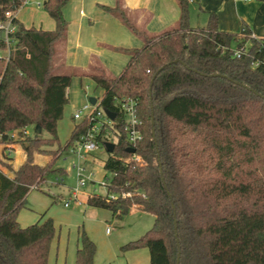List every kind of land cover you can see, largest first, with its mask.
<instances>
[{
  "label": "trees",
  "instance_id": "obj_1",
  "mask_svg": "<svg viewBox=\"0 0 264 264\" xmlns=\"http://www.w3.org/2000/svg\"><path fill=\"white\" fill-rule=\"evenodd\" d=\"M22 1L0 0V20ZM68 1H44L52 30L16 19L10 53L0 58V144L26 154L17 169L8 165L11 175L0 170V264H48L53 219L22 227L18 214L33 185L39 189L48 173L63 172L53 167L60 151L91 125L73 115L66 144L46 148L60 143L58 122L69 102L72 75L57 74L54 63L55 46L67 34ZM178 2L180 18L169 30L149 35L129 23L144 43L117 48L129 55L119 76L92 66L89 75L103 90L100 105L117 116L109 125L115 147L104 160L111 182L87 204L118 218L132 210L152 214L151 228L121 246L147 247L151 264H264V38L252 37L246 26L241 35L220 30L214 12L205 27L193 28L189 1ZM106 9L127 20L120 5ZM6 48L0 41V51ZM123 97L137 102L141 121L135 156L114 102ZM98 140L103 147L110 141L107 129ZM36 153L52 156L40 165ZM95 253L82 230L76 264H94Z\"/></svg>",
  "mask_w": 264,
  "mask_h": 264
},
{
  "label": "crops",
  "instance_id": "obj_2",
  "mask_svg": "<svg viewBox=\"0 0 264 264\" xmlns=\"http://www.w3.org/2000/svg\"><path fill=\"white\" fill-rule=\"evenodd\" d=\"M42 1L44 2L45 0ZM188 1L189 19L193 28L205 27L209 21L210 12H214L218 17L220 30L241 35L244 26H246L250 30L252 37L264 38V0ZM117 5L121 6L127 20H124V18L114 11L106 9V7L115 8ZM63 13L68 21V27L66 38L59 41L55 46L54 63L57 66L56 73L70 74L72 78L78 76L82 80L84 78H91L89 74L92 72V66L94 65L103 67L111 76H119L121 74L128 62L129 55L117 48H139L144 43L143 37L136 34L130 28L129 23L149 35L158 34L176 26L181 11L178 0H69L63 7ZM16 16L27 27L34 26L45 30H52L55 27V21L45 10H41L40 6L35 4L21 8L18 10ZM102 43H109L114 46ZM73 45L84 48L81 50V60L79 62L70 60ZM100 47H105L112 53L116 51L126 57V63L120 71L108 64L107 54ZM111 47L116 50L111 49ZM68 96L70 99L69 88ZM33 129L35 131V128ZM11 152L10 162L13 168L17 169L25 160L26 154L18 145H2V154L7 155ZM15 152H23L24 154V159L20 164H15ZM38 154L40 153L34 155V162L44 165L43 161L36 159V155ZM0 170L8 175L12 174L10 170L6 172V169L3 167H0ZM34 189H31L28 193L30 198L24 207L39 212L45 209L49 203V199L36 195L32 196L31 191ZM90 194L84 196L79 194L81 203L74 204L78 206L87 205L90 210L86 209L85 214L93 216L97 211L94 209L96 207L87 204V197ZM76 213V216H79V212ZM45 214H41L40 218L34 221L37 218L36 216H27V214H24L20 210L18 220L22 227H27L35 223L44 222L46 220L44 219ZM74 214L75 212L71 211L65 218L70 219ZM129 215L127 222H125V227H122L121 230L114 234L112 228L110 232L106 230V246L101 247L97 245L94 264H151L150 252L147 247L121 251V246L139 238L150 229L154 222V216L138 210H132ZM113 217L115 216L113 215ZM82 218L85 217L82 215ZM98 222L104 227L105 223L102 220H98ZM108 226L107 224L106 227ZM90 236L94 238L93 235ZM79 246L80 233L78 234L77 249ZM66 263V260H64L60 261L59 264ZM48 264H51L49 263V258Z\"/></svg>",
  "mask_w": 264,
  "mask_h": 264
},
{
  "label": "rangeland",
  "instance_id": "obj_3",
  "mask_svg": "<svg viewBox=\"0 0 264 264\" xmlns=\"http://www.w3.org/2000/svg\"><path fill=\"white\" fill-rule=\"evenodd\" d=\"M40 8L41 10H44L43 4L40 6ZM102 44L114 46L109 43ZM76 45H73V52L70 60L79 62L81 60V50H83L84 48L77 47ZM100 49L105 50V53L107 54L108 64L115 69H119L120 71L123 65H125L126 63V57L116 51L112 53L105 47H100ZM111 49L115 48L111 47ZM102 93L103 90L99 87H96L93 79L84 78L80 80L78 76H74L72 78L69 87V95L71 96V98L69 99V102L65 107L64 114L61 120L58 122L57 127V133L60 143H56L46 147L48 150H57L59 146H64L66 144L67 140L71 136L72 127L74 124V112L81 108V106H83L85 103L89 102L91 97L99 98L102 96ZM112 124L113 122L111 123V125ZM33 132V127H30L29 133ZM42 135L48 136L46 132H42ZM109 139L110 142L116 141V136L113 131H111V133L109 134ZM1 148L2 145L0 144V167L6 169L7 172L9 171V169L7 168L8 165L12 166L10 162L12 152L8 153L7 155L2 154ZM60 153L61 154L55 160L53 167L55 169H63V172L48 173L43 184L39 185L40 188L31 191L32 196L36 195L41 196L42 198H48V205L44 210L39 212L30 210L26 207H23L21 210L24 214H27V216H36L37 218L34 221H37L43 213H46L44 219H53L56 233L50 247L49 263L59 264L60 261L66 260V264H76V246L78 241V234L82 230H84L86 234L94 241L96 247L97 245L104 247L106 246L107 241V228H112L114 234L115 232L121 230L122 227H125V222H127V219L130 215L128 214L122 219H117L116 217H113L110 210L96 207L94 209L97 211V213L91 216V214H85L86 209L90 210L87 205L78 206L77 204H74L75 202H72L70 206H65V202L68 198H70V192L78 185L77 170L75 165L79 164L84 167L85 175L89 176L90 178L87 183L79 187V194L82 196L90 193L105 194L106 189L100 183L103 182L106 178H110L112 174L104 167V160L107 158L108 152L103 146H100L97 150L86 154L84 158L78 157L70 147L66 150L60 151ZM51 156V153H40L36 155V159H38L39 161H43V163L45 164L51 158ZM14 158L15 164H20L24 159L23 152H15ZM29 198L30 197L28 196L27 201L29 200ZM71 211L75 212V214L70 219H66L65 216ZM76 212H79V216H76ZM82 215L85 218H82ZM97 219L102 220L105 223L104 227L101 226ZM107 224L109 225L108 227H106ZM90 235H93L95 239ZM57 258L59 259L57 260Z\"/></svg>",
  "mask_w": 264,
  "mask_h": 264
},
{
  "label": "built area",
  "instance_id": "obj_4",
  "mask_svg": "<svg viewBox=\"0 0 264 264\" xmlns=\"http://www.w3.org/2000/svg\"><path fill=\"white\" fill-rule=\"evenodd\" d=\"M44 3V2H43ZM42 0H23L20 6L16 10H11L6 12V17L3 20H0V41H4L7 45L6 50L0 51V58L7 57L10 53V44L12 40V34H14L17 29L18 25L16 22L17 19V12L21 8L28 6L30 4H35L37 6H41ZM241 52L237 51L239 55ZM259 60L254 62V65H257ZM115 105L119 109L121 115L123 116L124 120V131L126 133V138L129 143V147H134L133 144L137 143L139 140L142 139L143 134L140 128L141 121L138 116L137 111V102L131 98H115L114 100ZM101 99L97 98L95 104H92L90 101L87 102L84 106L79 108L75 111L74 117L77 120L86 119L88 120L91 125L88 129L82 132L75 140L73 145L70 147L72 148L73 152L77 154L78 157L84 158L86 154H89L95 150H97L102 144L98 140V135L101 131L105 128L107 129V134L111 133V129L109 125L113 122L107 114L106 111L100 105ZM117 116V113H116ZM110 142V141H106ZM135 156V153L132 154ZM77 170V187L71 191L70 198L67 199L65 202V206H69L72 202L81 203L79 198V187L84 185L90 179L89 176L85 175V169L81 165H75ZM111 182V177L106 178L100 184L103 185L106 189L109 187ZM36 188L35 185L32 186V189ZM130 193L129 192H122L121 196L126 197ZM110 198H117L118 194H110ZM111 228H107V232H110Z\"/></svg>",
  "mask_w": 264,
  "mask_h": 264
},
{
  "label": "water",
  "instance_id": "obj_5",
  "mask_svg": "<svg viewBox=\"0 0 264 264\" xmlns=\"http://www.w3.org/2000/svg\"><path fill=\"white\" fill-rule=\"evenodd\" d=\"M97 101V98L95 97H91L90 98V102L92 104H95ZM106 114L111 118L114 119L116 117V113L111 111V110H106ZM38 130V129H37ZM115 147V143L114 142H106L105 143V148L108 152H113ZM127 151L131 154L135 153V148L134 147H128Z\"/></svg>",
  "mask_w": 264,
  "mask_h": 264
}]
</instances>
